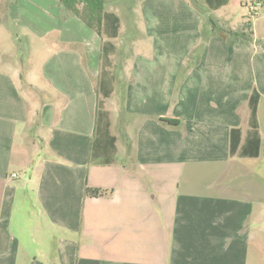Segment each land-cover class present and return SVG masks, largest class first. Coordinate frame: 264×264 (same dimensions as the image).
<instances>
[{"label": "crops", "instance_id": "1", "mask_svg": "<svg viewBox=\"0 0 264 264\" xmlns=\"http://www.w3.org/2000/svg\"><path fill=\"white\" fill-rule=\"evenodd\" d=\"M0 4L44 50L38 74L0 51V264H264V54L255 25L245 43L228 33L244 24L206 23L190 10L184 47L119 74L121 27L117 38L99 36L58 0ZM184 22L172 19L171 30ZM106 41L116 47L107 65ZM100 102L108 133L98 132ZM87 187L113 193L88 198Z\"/></svg>", "mask_w": 264, "mask_h": 264}, {"label": "rangeland", "instance_id": "2", "mask_svg": "<svg viewBox=\"0 0 264 264\" xmlns=\"http://www.w3.org/2000/svg\"><path fill=\"white\" fill-rule=\"evenodd\" d=\"M148 1L149 0H105V11L115 13L121 20V34L118 39L115 40L118 46V54L115 57L114 63L117 66V69H115L119 74H121L123 69L126 71L128 67L132 68L134 66L147 64L148 62L152 65L161 64L163 60H160L162 50L174 51L180 44L184 47L187 42V37H189L190 33L192 34L190 31L192 25L190 23L194 15L190 13V10L198 13L199 16L205 17L206 23H213L212 20L215 19L224 20L229 18L231 19L232 27H238L239 25L251 22L253 30L255 25L257 36L260 39L255 43V47L258 50L261 48L264 54L263 0L259 1L261 6L258 7L256 15L250 10L251 3L249 6L246 4L243 5L240 0H231L228 7L215 12L201 8L197 3L200 2V0H183L192 7L190 10L185 8L183 4L179 5L178 3H174V5H170L168 3L169 5L162 6L159 5L156 0H152L151 2ZM7 11L8 10L1 7L0 4V19L8 16ZM178 18L184 19V23H189L181 27V32L178 30H171L174 28L170 24L171 20ZM159 20L165 23L162 26L163 30L161 33L159 32V25L157 24ZM206 23L204 22L201 26L202 29L200 34H202V36H204V32H206V30L204 31ZM1 28L0 51L8 49L12 54L18 55L25 69H28L29 65L33 64L38 74L44 60V50H41L34 41V48H32L31 43L26 40V37H23L27 34H32L28 27L17 26L8 16ZM13 35H18L20 37L16 47L11 41ZM105 38L107 37L105 36ZM144 58H147L149 61Z\"/></svg>", "mask_w": 264, "mask_h": 264}, {"label": "trees", "instance_id": "3", "mask_svg": "<svg viewBox=\"0 0 264 264\" xmlns=\"http://www.w3.org/2000/svg\"><path fill=\"white\" fill-rule=\"evenodd\" d=\"M249 1V0H248ZM264 1V0H263ZM60 7L67 12L74 14L83 21L89 28L94 30L99 36H106L108 39L117 38L120 32V18L113 12L105 11V0H58ZM228 0H207L211 10L216 11L226 5ZM238 37L245 43L253 41L252 23L247 22L238 31L228 32ZM116 52V47L109 41L103 45L102 58L104 64L110 63V57ZM257 100L251 101V124L253 128L257 127ZM102 103L98 106V132H109L108 116L102 109ZM113 191L99 188L87 187L85 195L88 198H101L109 196Z\"/></svg>", "mask_w": 264, "mask_h": 264}, {"label": "built area", "instance_id": "4", "mask_svg": "<svg viewBox=\"0 0 264 264\" xmlns=\"http://www.w3.org/2000/svg\"><path fill=\"white\" fill-rule=\"evenodd\" d=\"M261 6V4H260V2H253L252 4H251V7H250V10H251V12L254 14V15H256L257 14V12H258V7H260Z\"/></svg>", "mask_w": 264, "mask_h": 264}]
</instances>
